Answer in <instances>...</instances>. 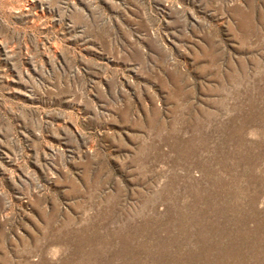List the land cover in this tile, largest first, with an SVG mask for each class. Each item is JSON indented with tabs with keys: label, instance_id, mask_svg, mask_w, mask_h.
Segmentation results:
<instances>
[{
	"label": "rangeland",
	"instance_id": "374dc122",
	"mask_svg": "<svg viewBox=\"0 0 264 264\" xmlns=\"http://www.w3.org/2000/svg\"><path fill=\"white\" fill-rule=\"evenodd\" d=\"M0 264H264V0H0Z\"/></svg>",
	"mask_w": 264,
	"mask_h": 264
}]
</instances>
